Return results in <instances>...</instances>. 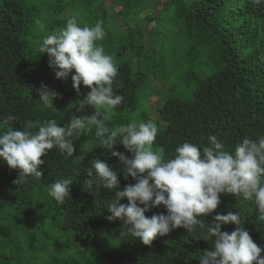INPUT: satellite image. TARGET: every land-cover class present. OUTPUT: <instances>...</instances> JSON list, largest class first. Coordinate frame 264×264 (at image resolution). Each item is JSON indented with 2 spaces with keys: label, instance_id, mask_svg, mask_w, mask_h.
I'll return each mask as SVG.
<instances>
[{
  "label": "trees",
  "instance_id": "obj_1",
  "mask_svg": "<svg viewBox=\"0 0 264 264\" xmlns=\"http://www.w3.org/2000/svg\"><path fill=\"white\" fill-rule=\"evenodd\" d=\"M69 9L82 13L80 26L103 22L106 34L97 44L114 59L113 93L123 98L110 110V129L154 122L153 150H162L165 159L185 142L202 150L213 135L233 153L244 138L264 135V0H165L157 5L151 0H0V134L7 131L2 121L8 115L19 117L11 126L23 131L25 119H55L66 127L73 115L94 114L90 107L84 112L75 107L90 89L81 85L78 95L71 78L75 73L57 79L47 54L38 53L42 40L64 27ZM144 11H150L145 22H154L157 33L150 59L133 42L138 25L132 24ZM175 25L178 32L165 36ZM155 81L166 96L153 110L147 99ZM42 84L58 94L51 108L39 101ZM79 135L72 157L56 148L48 152L40 180L27 177L15 183L18 170L0 159V264H200L205 251H214L199 226L190 233L173 229L151 246L122 234L124 220L109 219L106 207L115 191L87 175L89 161L99 158L118 173L117 191L136 180L124 178L118 158L103 149L94 129ZM115 150L131 158L122 145ZM60 179L73 182L63 204L49 195L50 185ZM229 211L239 213L242 226L264 248V221L258 219L254 200L238 203L226 194L215 212L198 219L207 225ZM154 214L167 215V209L160 205L145 213L148 218ZM236 227L226 224L221 230L231 233Z\"/></svg>",
  "mask_w": 264,
  "mask_h": 264
},
{
  "label": "clouds",
  "instance_id": "obj_2",
  "mask_svg": "<svg viewBox=\"0 0 264 264\" xmlns=\"http://www.w3.org/2000/svg\"><path fill=\"white\" fill-rule=\"evenodd\" d=\"M250 2L259 4L261 0ZM36 23L43 30L44 26L39 21ZM105 34L102 21L94 26H80L77 18L70 16L62 29L53 30L42 40L38 53L47 54L55 77L66 80L74 72L71 78L77 94L81 85L90 89L83 99L75 102L76 110L84 112L90 107L94 114L73 115L66 127L58 126L55 119L44 122L25 119L21 124L23 131L11 126L19 117L8 115L2 121L7 131L0 134V159L9 169L18 170L15 183L27 177L40 180L44 173L39 169L50 150L56 148L72 157L79 134L94 129L103 149L118 158L124 178L136 180L135 184L117 191L118 173L99 158L89 161L87 175H95L103 188L115 191V197L106 207L112 213L109 219L124 220L126 233L122 234L151 246L158 236L168 235L173 229L184 228L190 233L199 226L206 230L204 240L212 239L214 247V251L203 253L200 264H264L261 258L264 248L242 226L238 212L218 214L207 225L198 219L215 212L221 195L228 194L235 196L238 203L254 200L258 219L264 221V135L257 139L244 138L234 153L226 150L213 135L202 150L194 143L185 142L176 147L173 158L165 159L162 150H153L158 134L154 122L133 121L110 129L106 126L111 119L110 110L118 107L123 98L113 93L117 75L114 59L97 44ZM37 92L45 108L53 107L57 93L43 84ZM117 145L131 153V158L116 151ZM72 184L69 179L57 180L50 185L49 195L63 204L70 197ZM124 198L129 201L127 205L120 203ZM137 202L144 207H138ZM160 205L167 209V215L146 217L150 208ZM226 224L237 227L231 233L222 231V225Z\"/></svg>",
  "mask_w": 264,
  "mask_h": 264
},
{
  "label": "rangeland",
  "instance_id": "obj_3",
  "mask_svg": "<svg viewBox=\"0 0 264 264\" xmlns=\"http://www.w3.org/2000/svg\"><path fill=\"white\" fill-rule=\"evenodd\" d=\"M64 1L69 3L70 0H64ZM161 1H165V0H151V2H153L155 5H157ZM149 13H150V11H144V13H142L141 17L139 19H137L132 24L133 26L138 25V29L133 35L134 45L136 47L140 48V50L142 52V57L148 58V59H150V51H151L150 50V43L153 42V40L156 38V35H157V33L155 31L154 22H150V23L145 22V18L147 17V15ZM70 16H75L77 18L78 23H79V22H81L83 15H82V13H80L77 10L69 9L66 13L65 19H67ZM118 22L120 25H122V22H123L122 18H118ZM177 32H178V28L175 25L172 35L170 36V34H166L165 36H167L168 38H171ZM177 41H178V39H177ZM132 57L134 58L135 65L137 66L136 57L134 55ZM150 93H151V96L147 99V106L150 109L155 110V109L160 107L163 100L165 99L166 91L164 90V87L162 86L161 83L156 82L150 86ZM152 114H154V115H152L150 117V119H155V117H156L155 113H152ZM225 195L226 194L221 195V197H220L221 201L224 199Z\"/></svg>",
  "mask_w": 264,
  "mask_h": 264
}]
</instances>
